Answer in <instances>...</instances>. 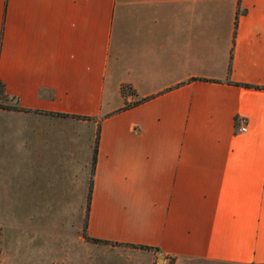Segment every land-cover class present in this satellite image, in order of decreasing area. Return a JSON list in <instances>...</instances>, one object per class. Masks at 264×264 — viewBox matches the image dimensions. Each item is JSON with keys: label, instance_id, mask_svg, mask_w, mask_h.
Segmentation results:
<instances>
[{"label": "crops", "instance_id": "0c3cea01", "mask_svg": "<svg viewBox=\"0 0 264 264\" xmlns=\"http://www.w3.org/2000/svg\"><path fill=\"white\" fill-rule=\"evenodd\" d=\"M0 80L13 170L92 158L96 124L89 237L264 264V0H0Z\"/></svg>", "mask_w": 264, "mask_h": 264}, {"label": "rangeland", "instance_id": "374dc122", "mask_svg": "<svg viewBox=\"0 0 264 264\" xmlns=\"http://www.w3.org/2000/svg\"><path fill=\"white\" fill-rule=\"evenodd\" d=\"M7 100L0 94V105ZM92 135L97 126L69 121ZM0 159V264H219L156 255L136 246L86 239L92 158L69 152L43 169L13 170ZM12 167V168H11Z\"/></svg>", "mask_w": 264, "mask_h": 264}, {"label": "trees", "instance_id": "16d2710c", "mask_svg": "<svg viewBox=\"0 0 264 264\" xmlns=\"http://www.w3.org/2000/svg\"><path fill=\"white\" fill-rule=\"evenodd\" d=\"M238 5H239V0H238ZM238 13H239V7H238ZM238 16V15H237ZM236 16V19H237ZM235 26H236V21H235ZM236 84H240V83H236ZM247 86H250L249 84H244ZM131 91V87L128 84H123L121 86V92L125 95L127 93H129ZM0 94H4V85L0 80ZM5 95V94H4ZM146 99H148V97H143L140 98L139 100L135 101L133 104L136 103H140L145 101ZM131 104L130 103H126L122 108H127L129 107ZM0 107H6V108H14V109H18L19 107L17 106H9V105H0ZM74 117H79V118H84V119H91V117L89 116H85V115H73ZM96 150H97V136H96V145L94 146V151H93V155H92V168L94 170V164H95V156H96ZM91 188H92V182H91V186H90V190H89V201H88V212H89V208H90V201H91ZM86 239H90L92 241H96V242H104V243H110L108 241L105 240H100V239H95V238H91L86 234ZM136 247H141V248H149L147 246H136Z\"/></svg>", "mask_w": 264, "mask_h": 264}, {"label": "built area", "instance_id": "2783aa9c", "mask_svg": "<svg viewBox=\"0 0 264 264\" xmlns=\"http://www.w3.org/2000/svg\"><path fill=\"white\" fill-rule=\"evenodd\" d=\"M246 129H247V125L246 124H242L236 129V132H243Z\"/></svg>", "mask_w": 264, "mask_h": 264}]
</instances>
